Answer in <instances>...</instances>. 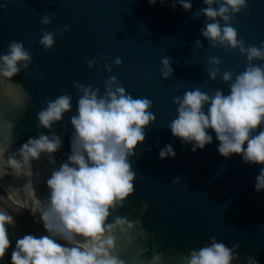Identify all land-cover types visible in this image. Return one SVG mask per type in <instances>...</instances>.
<instances>
[{"label":"water","instance_id":"obj_1","mask_svg":"<svg viewBox=\"0 0 264 264\" xmlns=\"http://www.w3.org/2000/svg\"><path fill=\"white\" fill-rule=\"evenodd\" d=\"M246 2L247 8L236 13L230 23L245 47H259L264 41V0ZM170 3L171 0L163 4L157 0L153 5L148 0H0L4 4L0 8V53L16 40L23 42L32 56L28 69L10 79H0V141L8 146L4 156L7 158L29 137L41 131L47 134L48 130L38 127L36 113L46 100L67 93L72 96V108L52 129L63 140L54 154L55 167H59L70 150L69 118L76 113L78 96L74 82L91 84L102 95L105 81L115 76L133 98L152 101L148 111L155 119L145 127V140L138 143L130 158L135 172L134 193L109 217L126 216L135 225L127 234L128 242L115 234L114 254L125 264H147L154 252L162 254L161 264H184L183 257L190 249L204 246L214 236L228 247L239 245V264H245L248 256L264 264V190L254 189L255 178L264 165L244 163L235 153L223 157L217 151L219 142L214 132L212 143L193 152L190 144H182L167 127L177 115L174 97L193 88L208 94L221 89L227 94L230 82H223L221 76L228 71L234 79L245 70L246 56L238 48L208 45L200 33L205 17L199 9L206 7L202 0H192V8L187 11L179 4L173 9ZM44 16L50 19L48 25L40 23ZM64 25H68L66 31ZM41 29L54 33V44L48 50L39 44ZM198 38L203 45L200 48L194 43ZM117 57L119 65L112 63ZM162 57L171 58L173 74L167 79L161 77ZM210 57L220 60L216 65L220 72L214 80L206 71L212 67ZM88 60H93L92 67H88ZM106 64L110 72L105 70ZM19 88L21 95L27 92L30 100L17 104L6 95H18ZM165 144L172 145L174 158H159L158 151ZM51 167L43 156L31 162L33 187L41 199L48 194L45 180ZM26 182V177L15 175L9 166L0 168L2 193L29 213L43 230L39 214L34 218L24 206L29 198L24 190ZM142 202H146V208ZM141 229L147 230L150 238L143 237Z\"/></svg>","mask_w":264,"mask_h":264},{"label":"clouds","instance_id":"obj_2","mask_svg":"<svg viewBox=\"0 0 264 264\" xmlns=\"http://www.w3.org/2000/svg\"><path fill=\"white\" fill-rule=\"evenodd\" d=\"M156 2L148 0L149 5ZM202 2L206 7L199 9L205 17L201 36L213 48H238L246 56L247 65L234 79L231 72H223L222 81L230 82L227 94L221 89L208 94L193 88L174 97L177 115L167 127L182 144H190L193 152L212 143L214 132L219 142L217 151L223 157L235 153L244 163L264 165V63H253L254 60L264 61V41L259 47H245L243 38H237V30L230 23L236 13L247 8L246 0ZM177 4L186 11L192 8V0H171L169 6L175 9ZM3 7L4 4H0V8ZM40 23L48 25L49 17H42ZM67 29L68 25H64L63 30ZM40 31L39 44L48 50L54 44V33ZM194 43L197 48L203 46L199 38ZM208 62L212 67L206 71L214 80L220 72L216 67L220 60L210 57ZM31 63L30 50L23 42L10 41L7 51L0 53V79H10L28 69ZM112 63L119 65L121 60L117 57ZM87 64L92 67L93 60H88ZM160 64L161 77L169 78L173 74L171 58L162 57ZM105 70L110 72L111 68L106 64ZM74 87L78 96L76 113L69 118L72 126L70 150L59 167H55L54 154L62 147L63 140L62 135L52 129L72 108V96L67 93L46 100L36 113L38 127L48 130L47 134L41 131L35 137H29L7 158L4 153L8 146L0 141V168L7 165L15 175L27 178L24 190L29 198L24 201V206L34 218L39 214L43 228L39 235L28 232L16 237L13 244L8 226L15 227V221L11 215L0 211V259L11 248L10 264H125L114 254L115 234L128 242L127 234L134 228V222L126 216L117 215L111 220L109 217L111 211L124 205L126 198L134 193L135 172L130 158L138 143L145 140V127L155 119L148 111L152 101L146 97L133 98L115 76H109L105 81L102 95L91 84L85 86L74 82ZM6 95L17 104L24 99L30 100L27 92L21 95L20 88L18 95ZM175 155L171 144H165L158 151L161 159ZM42 156L52 165L45 180L48 194L44 199L36 195L31 179V162L39 161ZM35 176L39 179L40 173L37 171ZM254 189L257 192L264 190V167L259 169ZM142 204L147 207L146 202ZM141 235L150 238L145 229H141ZM238 247V244L228 247L212 236L204 246L190 249L183 257L184 264H232L234 260L239 264ZM161 260L162 254L154 252L147 258V264H161ZM141 264L145 262L141 261ZM245 264L259 262L248 256Z\"/></svg>","mask_w":264,"mask_h":264},{"label":"rangeland","instance_id":"obj_3","mask_svg":"<svg viewBox=\"0 0 264 264\" xmlns=\"http://www.w3.org/2000/svg\"><path fill=\"white\" fill-rule=\"evenodd\" d=\"M0 203L1 205H3V207L0 206V211H4L7 214L11 215L15 221V227L11 226L12 231H13L12 237L14 239L24 234V232L22 231L20 227V224L18 223V221L15 219L14 216H20L23 218L24 225L29 232H32L36 235H39L43 232V230L35 224L31 216L29 215V213H27L20 207L12 204L9 200H7V198L2 194L1 191H0Z\"/></svg>","mask_w":264,"mask_h":264},{"label":"trees","instance_id":"obj_4","mask_svg":"<svg viewBox=\"0 0 264 264\" xmlns=\"http://www.w3.org/2000/svg\"><path fill=\"white\" fill-rule=\"evenodd\" d=\"M0 206L3 207V205H1V203H0ZM14 217L18 221V223L20 224V227H21L22 231L24 232V234L28 233L29 231L26 229V227L24 225L23 218L20 216H14ZM8 230H9V237L13 241V244H14L15 239L12 237L13 231H12L11 226H8ZM10 252H11V248H9L8 251L5 253L4 258L0 259V264H10V260H9Z\"/></svg>","mask_w":264,"mask_h":264}]
</instances>
